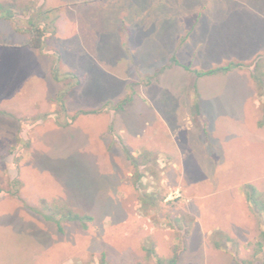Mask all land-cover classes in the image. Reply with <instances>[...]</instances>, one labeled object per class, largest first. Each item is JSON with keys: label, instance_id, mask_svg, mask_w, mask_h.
I'll return each instance as SVG.
<instances>
[{"label": "rangeland", "instance_id": "374dc122", "mask_svg": "<svg viewBox=\"0 0 264 264\" xmlns=\"http://www.w3.org/2000/svg\"><path fill=\"white\" fill-rule=\"evenodd\" d=\"M0 4L15 12L0 11V264H156L149 245L166 259L178 250L175 264L264 260V225L241 192L251 183L264 194V0ZM37 8L57 28L45 53L24 29ZM229 61L244 66L193 72ZM67 73L82 78L66 98L68 115L107 106L65 126L49 114L75 82ZM109 126L132 154L156 156V173L142 179L163 196L153 210L142 207ZM41 200L92 221L85 229L61 221L58 231L32 209ZM182 217L191 218L184 230L174 226ZM215 230L231 241L214 247Z\"/></svg>", "mask_w": 264, "mask_h": 264}, {"label": "trees", "instance_id": "16d2710c", "mask_svg": "<svg viewBox=\"0 0 264 264\" xmlns=\"http://www.w3.org/2000/svg\"><path fill=\"white\" fill-rule=\"evenodd\" d=\"M27 8V6H26ZM0 11H3L5 14L4 16L8 19H11L15 16V12H13L12 7L10 5H3L0 4ZM36 13L34 19L32 16L28 17L27 26L24 28L30 34V39L28 40V45L43 50L46 52L47 49V39L56 33V26H55V18H50L47 11H41L40 8L35 9ZM50 11V10H49ZM52 11V10H51ZM32 12V11H29ZM49 20V21H48ZM54 52V50H52ZM47 54V53H46ZM170 61L172 63H176V59L174 56H171ZM244 66L243 63L237 61H229L224 65L216 66L214 68H210L207 70H193L196 76H203V75H213L217 73H226L233 68H240ZM185 68L188 69L187 66ZM52 77L54 80L59 81L61 79L60 74L58 72L57 64L52 68ZM71 80H75L73 84L67 85L60 89L55 97V102L58 106L56 110L51 112L49 115L53 116L54 119L57 121L60 115H63L66 118L63 125H69L72 121L76 118V116L80 114H97L103 111V108L107 106V103L104 104L101 108L95 109H79L74 114L68 115L66 112L65 101L67 96L69 95L70 91L72 90L73 86H77L81 83L82 78L78 77L76 74L67 73V76ZM256 78L255 75H253ZM259 83L260 80L256 79ZM128 97H125L123 100L113 104L111 106L112 109L121 108V106L127 101ZM198 99L196 98L195 101V108L196 112L199 115V106H198ZM261 124V122H260ZM108 132L118 141L121 151L123 152L125 158L129 161V164L132 168L131 179L134 188L138 191L139 200L142 204V207L147 211H151L158 205L163 199V196H160L158 192L148 191L147 187L143 184L142 179L145 177L146 173L154 175L156 170L154 169V165H156V156L149 150L143 149L138 154L134 155L128 149V147L120 140L119 137H116L113 134V130L111 126L108 127ZM15 184L18 185V180L15 179ZM15 186V188L17 187ZM2 191V188H0ZM241 192L247 201L250 211L255 214L257 217L260 218L262 224L264 225V194L259 192L257 188L251 183H244L241 186ZM13 195L17 196L18 189L16 188L14 191L11 192ZM35 212L39 213L45 220L53 222L58 231L62 230L61 221H69V222H76L78 223L83 229L87 227V224L92 221V216L85 211L82 210H75L70 208L66 203H57L52 202L48 204L45 200H41V207L40 208H32ZM191 222V218L188 220L185 217L176 218L174 223L176 227L181 230H184L185 226ZM178 225V226H177ZM214 236L220 237L218 240L214 238ZM261 240L257 241V248L261 250L264 246V230L261 231ZM224 240V241H223ZM227 241H231L229 236L222 234L219 230H215L212 233V243L214 247L221 248L226 245ZM147 255L153 257L156 261V264H175L177 262V258L179 256V251L175 250L173 254L169 258L160 257L154 248L149 245L145 247ZM243 264V263H242ZM260 264H264V260L260 262Z\"/></svg>", "mask_w": 264, "mask_h": 264}]
</instances>
